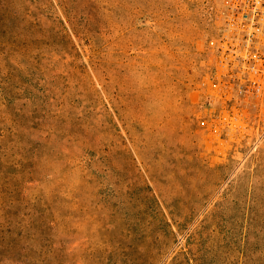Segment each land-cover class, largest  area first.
<instances>
[{
  "label": "rangeland",
  "instance_id": "1",
  "mask_svg": "<svg viewBox=\"0 0 264 264\" xmlns=\"http://www.w3.org/2000/svg\"><path fill=\"white\" fill-rule=\"evenodd\" d=\"M223 3L0 0V264H264V106L211 84Z\"/></svg>",
  "mask_w": 264,
  "mask_h": 264
},
{
  "label": "built area",
  "instance_id": "2",
  "mask_svg": "<svg viewBox=\"0 0 264 264\" xmlns=\"http://www.w3.org/2000/svg\"><path fill=\"white\" fill-rule=\"evenodd\" d=\"M222 26L214 45L217 96L264 106V0H224ZM234 115L221 122L231 124Z\"/></svg>",
  "mask_w": 264,
  "mask_h": 264
}]
</instances>
